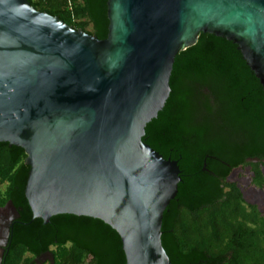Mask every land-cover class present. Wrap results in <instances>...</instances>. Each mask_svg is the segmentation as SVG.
<instances>
[{
    "label": "water",
    "instance_id": "1",
    "mask_svg": "<svg viewBox=\"0 0 264 264\" xmlns=\"http://www.w3.org/2000/svg\"><path fill=\"white\" fill-rule=\"evenodd\" d=\"M106 17L102 39L31 0H0V142L28 165L31 217L53 215L61 240L97 264H173L163 219L181 169L141 137L199 32L235 43L264 92V0H106ZM17 216L0 207V262Z\"/></svg>",
    "mask_w": 264,
    "mask_h": 264
},
{
    "label": "trees",
    "instance_id": "2",
    "mask_svg": "<svg viewBox=\"0 0 264 264\" xmlns=\"http://www.w3.org/2000/svg\"><path fill=\"white\" fill-rule=\"evenodd\" d=\"M74 27L107 33L106 0H31ZM172 91L142 139L181 169L176 195L164 208L162 241L173 264H264V212L228 179L247 168L248 185L264 187V92L235 43L199 32L178 50L168 79ZM256 158V161L252 159ZM24 159L0 142V207L11 220L0 264H97L96 256L61 240L54 216L32 218L23 189Z\"/></svg>",
    "mask_w": 264,
    "mask_h": 264
},
{
    "label": "rangeland",
    "instance_id": "3",
    "mask_svg": "<svg viewBox=\"0 0 264 264\" xmlns=\"http://www.w3.org/2000/svg\"><path fill=\"white\" fill-rule=\"evenodd\" d=\"M248 175L247 168H244L243 170L241 168H233L228 175V179H235L242 186L245 198L250 202L256 203L264 212V187L262 189H254L250 187L248 185ZM1 237L2 236L0 235V244L2 243Z\"/></svg>",
    "mask_w": 264,
    "mask_h": 264
},
{
    "label": "flooded vegetation",
    "instance_id": "4",
    "mask_svg": "<svg viewBox=\"0 0 264 264\" xmlns=\"http://www.w3.org/2000/svg\"><path fill=\"white\" fill-rule=\"evenodd\" d=\"M1 236H3V232H2V234H1ZM34 260H35V262H36L37 264H41V263H43V262L45 261V258L43 259V258L40 256V257H38V258H35Z\"/></svg>",
    "mask_w": 264,
    "mask_h": 264
},
{
    "label": "bare ground",
    "instance_id": "5",
    "mask_svg": "<svg viewBox=\"0 0 264 264\" xmlns=\"http://www.w3.org/2000/svg\"><path fill=\"white\" fill-rule=\"evenodd\" d=\"M3 220V219H2ZM1 228V227H0ZM2 232H3V230H2V228L0 229V235L2 234Z\"/></svg>",
    "mask_w": 264,
    "mask_h": 264
}]
</instances>
